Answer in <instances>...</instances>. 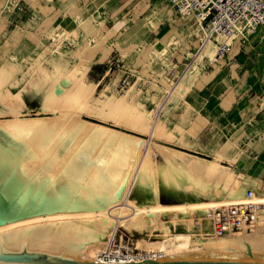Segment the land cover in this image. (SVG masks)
Returning <instances> with one entry per match:
<instances>
[{"label":"bare ground","instance_id":"1","mask_svg":"<svg viewBox=\"0 0 264 264\" xmlns=\"http://www.w3.org/2000/svg\"><path fill=\"white\" fill-rule=\"evenodd\" d=\"M163 30L168 36L171 25ZM189 30L202 44L196 57L187 53L193 70L166 63L158 77L171 87L168 95L150 82L159 97L145 91L146 81L119 91L114 80L97 92L88 57L106 36L81 24L69 31L76 50L58 43L50 59L11 54L0 62V222L9 252L19 254L29 233V252L75 264H264V163L232 142L219 145L214 160L193 155L203 126L178 122L204 105L189 99L202 78L198 64L215 67L211 78L225 58L221 50L232 52L240 36L213 35L200 21ZM31 97L39 101L35 115L28 114ZM148 101L163 118H153ZM249 190L263 205L256 225L218 236L214 213L247 201ZM162 194L170 205H161ZM120 232L137 239L113 245ZM144 245L152 254L136 255ZM122 248L128 257L105 258Z\"/></svg>","mask_w":264,"mask_h":264},{"label":"rangeland","instance_id":"2","mask_svg":"<svg viewBox=\"0 0 264 264\" xmlns=\"http://www.w3.org/2000/svg\"><path fill=\"white\" fill-rule=\"evenodd\" d=\"M11 4L15 7L10 11L8 9ZM8 11L9 13H7ZM186 18L187 16L183 21L173 12L169 0H0V62L5 58L10 59L11 54H16L19 59H22L23 57L37 58L36 56L40 53L44 60L50 59L58 43L67 49L76 50L75 38L69 34V31L77 24H81L89 34L98 33L101 36H106L98 49L88 57V81L96 84L97 92L102 91L114 80L117 81L116 87L119 91L131 86L134 82L142 85L143 81H146L149 84L144 85L146 92L150 90L155 97L161 96L160 89L150 84V82H155L159 87L166 88V91L162 93L168 95V92L172 90L171 87H166L158 77L163 66L166 63L177 64L180 72H187L188 66L193 70L194 60H186L187 53L192 52L193 57H196L202 46L196 37H191L193 32L189 33V29L196 25V21H188ZM154 22L157 27H154ZM169 24L172 31L167 36L163 29ZM184 26L188 27L187 32L177 35V29ZM161 34L165 35V38L167 37L165 42L160 37ZM253 37L264 46V30H257L253 36L245 38L244 41H250ZM175 39L180 40V47L177 50L173 45ZM242 39L243 37L240 36L236 40L232 52L239 50ZM228 56L229 53L226 57L228 58ZM226 57L223 60H226ZM198 66L201 69L202 78L193 92L189 94V99L192 104L195 100L201 105L204 104V108H200L198 111L203 110L201 111L203 114L207 107L211 116L204 132L200 136H196V141L199 140L201 144H207L208 141L211 143L213 139L217 140L218 134L216 137L212 136V127L214 126L221 135V140H226L228 137L232 141L237 140L238 137L235 135L238 133L236 132L237 128L242 134L246 133L244 136L246 138L252 131L249 130V127L234 128L232 121L228 120V124L226 122L221 125L218 123L219 115L214 109L218 99L216 100L208 86H205L213 78V76L211 78L209 76L213 74L215 67L206 61L199 63ZM225 68L227 65L222 62L217 73ZM166 75L174 79V82L178 81L172 72H167ZM224 87L222 84L217 91L219 89L223 91ZM226 90L228 91L229 88ZM225 93L226 91H224ZM200 97L206 100H202ZM225 98L226 102L222 107L228 108L233 100L232 94H228ZM207 100L212 101L214 105L205 104ZM27 104L29 106L28 114L35 115L39 108L38 98L27 99ZM147 108L153 114L154 119L163 118L162 113L155 112V105L151 101L147 102ZM203 115L205 116V114ZM178 117L179 113L174 121ZM86 120L89 119L86 118ZM225 127L227 130H224ZM244 141L245 143H241V147L245 152L249 145L245 139ZM173 147L184 150L179 146ZM195 147L198 151L193 155L214 160L211 157L210 149L207 152L203 151L198 144H195L193 149H196ZM162 159L163 157H158L159 162H162ZM159 202L163 206L170 205L164 194L161 195ZM162 220L166 221L167 218L163 216ZM129 236L127 233L120 232L113 244L129 247L133 240L137 239ZM149 251L147 245H144L134 253L146 254ZM148 254H152V252Z\"/></svg>","mask_w":264,"mask_h":264},{"label":"crops","instance_id":"3","mask_svg":"<svg viewBox=\"0 0 264 264\" xmlns=\"http://www.w3.org/2000/svg\"><path fill=\"white\" fill-rule=\"evenodd\" d=\"M223 62L226 63L227 68L220 70L219 73H216L213 78L205 84L214 94L216 100L218 99V102H215V110L217 115H219L218 123H220V125L223 122L228 124V120L230 122L232 121V126L234 128L249 127V130L252 131H250L249 135L245 138L244 136L246 133L242 134L237 128L236 132L238 133L235 134L238 137L237 140L232 141L229 137L226 138V140H221V135L214 126L212 127V136L216 137V134H218L219 137L217 140L213 139L212 144L210 141H208L207 144H201L199 140H195L194 145L198 144L199 147H202L201 149H203V151L209 152L210 149L212 153L211 157L215 159V155L219 151V145L232 142L241 147V143L244 144L245 139L249 145L245 153L252 156L254 162L261 161L264 163V46L261 45L259 40L253 37L250 41H243L239 45V50L237 52H230L228 58L226 57V60H223ZM139 63L141 64V60ZM209 65L213 66L212 64ZM222 84L225 86L223 91L221 89L217 91ZM226 88H229V90L227 91ZM224 91H226L225 94ZM230 93L232 94V103L228 108L222 107L226 102L225 97ZM200 99L206 100L201 97ZM207 101L210 104H206L214 105L212 101ZM202 108H204V106ZM201 111L196 109V111L191 112V114L182 116L180 120L185 128H198L203 126V131L199 132L198 136L204 132V128L211 116V114L206 112L203 113L205 114L204 116ZM199 122H203V125ZM225 129L226 127L224 130ZM197 151L194 150V152ZM223 163L229 166L228 160H224ZM262 181H264V174Z\"/></svg>","mask_w":264,"mask_h":264},{"label":"built area","instance_id":"4","mask_svg":"<svg viewBox=\"0 0 264 264\" xmlns=\"http://www.w3.org/2000/svg\"><path fill=\"white\" fill-rule=\"evenodd\" d=\"M175 13L184 21L190 16L193 21L205 24L213 35L232 36L234 33L244 39L253 36L258 29H264V0H169ZM224 49V47H222ZM230 48L220 57H226ZM254 193L248 191L247 201L223 207L214 213L213 228L218 236L253 228L258 221V213L263 205L253 200ZM114 245V244H113ZM139 255V254H136ZM128 257L122 248L109 257Z\"/></svg>","mask_w":264,"mask_h":264},{"label":"water","instance_id":"5","mask_svg":"<svg viewBox=\"0 0 264 264\" xmlns=\"http://www.w3.org/2000/svg\"><path fill=\"white\" fill-rule=\"evenodd\" d=\"M30 235L27 233L21 237L19 254L8 251L2 223L0 222V264H75L63 261L62 256H41L29 252ZM99 264V263H96ZM143 264H208V263H182V262H160ZM226 264V263H212Z\"/></svg>","mask_w":264,"mask_h":264}]
</instances>
